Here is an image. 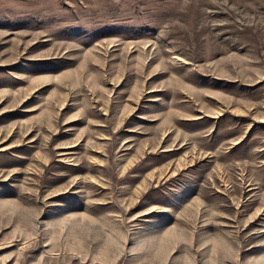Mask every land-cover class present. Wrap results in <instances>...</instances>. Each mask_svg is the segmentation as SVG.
Listing matches in <instances>:
<instances>
[{
	"label": "rangeland",
	"instance_id": "obj_1",
	"mask_svg": "<svg viewBox=\"0 0 264 264\" xmlns=\"http://www.w3.org/2000/svg\"><path fill=\"white\" fill-rule=\"evenodd\" d=\"M0 264H264V0H0Z\"/></svg>",
	"mask_w": 264,
	"mask_h": 264
}]
</instances>
